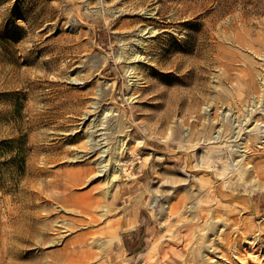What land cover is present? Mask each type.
Listing matches in <instances>:
<instances>
[{"label":"rangeland","instance_id":"1","mask_svg":"<svg viewBox=\"0 0 264 264\" xmlns=\"http://www.w3.org/2000/svg\"><path fill=\"white\" fill-rule=\"evenodd\" d=\"M263 23L264 0H0V264H30L36 257L52 261L53 251L62 254L63 249L50 240L77 232L89 233L96 252L108 246L107 232H118L119 248L111 252L120 257L110 262L98 257L90 264L172 258L182 263L190 256L191 236L205 223L184 224L179 237L191 238L174 241L168 210L187 195L200 196V180L208 175L191 172L192 167L213 152L221 156L214 169L224 170V178L239 175L245 157L227 160L226 150L209 142L191 146L203 137L207 121L232 114L214 101L218 93L234 96L245 90L239 72L245 60L257 72L264 69V57L254 50L247 51L250 56L234 39L263 35ZM254 79L263 82L260 76ZM189 91L199 103L193 113L182 116L179 107L161 105L187 92L190 96ZM99 122L110 148L102 159H110L114 142L123 144L124 153L112 156L121 173L109 198L89 207L103 195L109 172L96 178L95 156L74 158L86 152L87 134ZM219 129L216 123L210 133L215 136ZM256 149L264 151V143ZM229 163L233 166L226 170ZM263 191L257 192L262 212L255 223L264 227ZM104 206L111 212L101 217ZM249 218L241 212L230 220L240 225ZM222 219L211 238H221ZM28 221L35 222L37 233L17 240L15 229ZM49 224L60 227L44 228ZM254 236L239 242L232 264H264V249L258 248L263 237L254 246Z\"/></svg>","mask_w":264,"mask_h":264},{"label":"bare ground","instance_id":"2","mask_svg":"<svg viewBox=\"0 0 264 264\" xmlns=\"http://www.w3.org/2000/svg\"><path fill=\"white\" fill-rule=\"evenodd\" d=\"M148 34L150 33H144V35ZM257 35L258 36L256 38L248 41L244 39L241 34H238L234 37L235 43L240 49L246 52L254 50V54L256 56L264 57V34ZM256 47L258 49H255ZM247 53L251 56V52ZM252 57L255 58V56ZM135 59L136 57L129 60L135 61ZM203 59L204 58H201V64L205 62ZM185 61L188 63L186 72L190 73L191 63L189 58L185 59ZM224 68L226 73L228 70L226 69L227 65H224ZM239 72H241L244 76L245 80H242L241 82L243 83L245 90L242 89L241 94L234 96L229 95L228 93H218V99L214 101V104H226L227 106H225V108L227 109V107H229L227 111H230L232 114L228 115L225 113L222 116L221 113L220 119L217 118L216 120L215 118H212L211 122L207 121L208 123L206 122L201 128V134H203V137L198 138L191 146L195 148L203 145L204 142H209L208 144H216L220 146V149L226 150L227 160L231 159L233 161L235 158L245 157L244 163L240 167V171H238L239 175L235 180H232L231 178L226 179L224 177L228 174H225L224 170L222 172L215 170L214 168L218 166L221 161V156L215 152L209 154L205 161H202L200 164L198 163V165H194L193 167L187 163L188 169L191 167L194 169L191 172H203L208 175V178L200 180L199 197L195 198L193 195H187L182 201H178L177 203L170 205L168 210V224L173 223L169 226H175L176 231L174 241H182L183 243L188 241L191 237H194L195 249L193 252H190V256L185 257V260H183L182 263L180 260L172 258L170 261L163 259V261L159 262L155 259L152 264H225V262L232 264V257L239 254V249L237 248L239 246V242L244 240L245 237L254 236L256 232H258V235L254 236L255 238H253L252 244H254V246H258L259 240L263 237L262 243L258 246V248L261 246L264 249V227L262 226V223H259V225L255 223V220L261 218L262 212L261 207L256 203L260 198V195L257 192L262 189L264 190V151L262 150L260 152L256 149L257 144L264 143V140H261L264 139V69L262 67L260 72H257L256 66L253 65V62L245 60V66L240 68ZM185 75L188 74L185 73ZM256 75L260 76L261 80H263L261 84L257 83L254 79ZM225 79L229 80V75L226 74ZM189 93L191 94L190 96L187 92L182 95V98L174 97L171 98L170 101L161 105L168 108L171 106L179 107L180 109H178V111L182 116L191 114L196 111L199 103L194 97L196 93H191L190 91ZM232 117L234 118L231 119ZM216 123H219L220 129L217 133H215L216 135L213 136L210 131L214 130ZM252 124H254V126L248 130ZM103 126L104 124L102 122L93 125L92 132L87 134L88 140L84 143L86 152L83 155L76 156L74 158L76 162L95 156L93 162L95 164V170H97L98 173L96 178L104 176L107 172H109L104 185L105 191L103 195L90 202L89 207H98L102 200H107L109 198L111 183L115 181L121 173L120 169H115V161L112 156L115 151L118 152V154L123 155V144L120 145V143L114 142L111 146L113 154L110 159H102V155L110 150L107 139L104 138L106 134L103 133V131L106 130V127L103 128ZM118 127L121 128L120 125ZM191 138H195V133H192ZM241 140L244 141V143L242 142L239 144ZM104 147H107V149L103 150ZM241 148H243L242 151H240ZM104 157H107V155ZM249 157L252 158V162L248 160ZM232 166L233 164L229 163L225 169L227 170L228 167L231 168ZM93 169L90 168L85 170L83 173H88ZM100 173L104 174L101 175ZM67 176L70 177L72 175L69 174ZM80 176H73L72 179L79 182ZM222 177L225 181H223L220 185L217 184ZM191 190L193 189L191 188ZM186 201L190 204L189 208L186 206L187 203L185 204ZM103 208L100 211L102 213L101 217L107 216L111 212L110 207L108 208L107 206H104ZM121 212H125V210H122ZM241 212L242 214H247L250 218L248 221L241 222L240 225H236V220H230V218ZM184 214H187V217H185ZM220 214L225 215L226 218L222 219ZM221 219L225 222V224H221L224 226V230L218 235L221 238L219 239L216 237L220 241V246H218L219 243L217 244L215 242L216 238L213 239L211 236L217 234L214 227L216 224H219V220ZM199 221L205 223V228H203L199 234L194 233V236L189 238L179 237V233L181 231L180 229L183 228L182 226L184 224H191L194 228H196L200 223ZM96 222H98L97 218L94 216L90 218V223L93 226ZM77 223L79 224L80 222ZM117 224H120V222ZM233 226L236 227L232 229ZM52 227H60V225L49 224L48 227L46 225L44 226L47 230H52ZM88 227H90V225H88ZM55 231L58 232L59 230ZM36 233V224L35 222L30 221L26 222V226L24 228L15 229V236L19 241L26 240V238L30 236L33 237ZM59 233H66V231L61 230L58 234ZM88 234V232H77L74 236L68 237L67 239L65 238L69 234L59 236L57 241H55V239L50 240V245H54L56 242L59 244L61 242L60 245H62L63 249L61 252L62 254L53 251L52 256L54 258L52 261L46 262L44 261L45 257H36L32 258V262L30 264H90V261L95 260L98 257L108 262L120 257L115 256L111 252V247L115 249L119 248V239H117L118 232L106 233L109 238L107 243L108 246L105 249H102L101 252L92 251V247L97 246V244L94 242H88ZM100 234H103V232ZM208 243L212 244L208 245ZM67 245H69V247H66ZM215 245L219 249L218 252H214L217 248H215ZM210 249H212V251H210ZM152 250L153 248L150 251ZM155 250L156 249H154V251ZM204 251L207 252L206 255H203L202 252ZM63 257L64 261H59Z\"/></svg>","mask_w":264,"mask_h":264}]
</instances>
